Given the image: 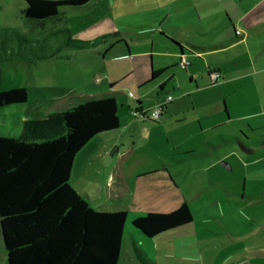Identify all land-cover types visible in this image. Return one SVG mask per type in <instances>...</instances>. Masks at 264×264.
<instances>
[{
    "label": "rangeland",
    "instance_id": "obj_1",
    "mask_svg": "<svg viewBox=\"0 0 264 264\" xmlns=\"http://www.w3.org/2000/svg\"><path fill=\"white\" fill-rule=\"evenodd\" d=\"M245 2L242 5L235 2L236 8L242 9ZM24 4L25 0H0V90L25 87L28 93L25 102L0 105V134L37 139L24 131L25 119H43L51 110L60 109L57 103L68 107L79 94L88 93V86L108 74L119 79L112 85V89L118 91L113 94L118 102V114L122 116L130 106L131 109L135 107L139 90L127 84L129 74L122 75L130 69L132 58L128 54L117 57V51L107 53L100 43L102 39L118 43L126 38L130 42L129 34L119 38L111 32L112 29L117 31L123 20L133 19L125 14L132 2L112 1L113 17L106 12L105 1L92 0L84 9L44 20L25 17L19 8ZM71 13L79 16L69 18ZM101 30L104 33L100 34ZM101 35L104 36L101 38ZM134 35L142 37V33ZM76 39L94 41V44L81 46L73 41ZM120 47L118 51L123 53ZM135 50L132 46L130 54ZM105 52L106 59L102 57ZM245 87L239 88L232 98L228 95L225 99L226 104L228 101L240 113L247 108L257 110L262 100L259 91ZM129 91L134 97L128 96ZM166 95L161 96V102ZM152 120L146 119L145 127L136 128L137 135H142L136 144L125 140L116 150L124 163V172L118 173L119 167L108 185L89 182L88 177L80 179L82 171L78 165L73 164L71 169L70 185L93 208L127 212L117 264H142L140 255L157 264H247L237 263V250L243 247L250 253L257 246L264 247V174H251L243 165L251 149L264 151L260 145L264 141V114L250 117L249 120L256 124L251 128L245 124L246 120L236 121L240 124L238 129L233 122L221 126L219 130L227 133L226 140L220 138L196 150V154L203 155L206 152L229 154L234 161V168L226 170L227 175L219 181L218 187L209 189L205 188V183H210L211 179L209 171H196L188 181L183 172L191 171L190 162L179 163L178 167L170 162L173 158L171 142ZM121 154L126 155L122 157ZM163 157L166 165L173 164L170 169L175 171L181 186L172 183L164 169L166 165L162 164ZM143 169H151V172L142 173ZM184 202L192 212L190 223L153 237L144 235L132 224L136 216L148 211L169 212ZM0 264H8L1 238Z\"/></svg>",
    "mask_w": 264,
    "mask_h": 264
},
{
    "label": "crops",
    "instance_id": "obj_2",
    "mask_svg": "<svg viewBox=\"0 0 264 264\" xmlns=\"http://www.w3.org/2000/svg\"><path fill=\"white\" fill-rule=\"evenodd\" d=\"M91 1L82 7L63 8L57 15L84 9ZM103 1L106 12L111 13L112 17V1L132 2L130 10L125 14L133 19L123 20L119 29H112L111 32L116 33L119 38H126L125 34H129L130 42L126 38L120 39L118 43H114L113 39H102L100 43L104 45L103 49L108 50L107 53L117 51V57L128 54L132 58L129 60L130 69L122 75L125 77L129 74L127 84L139 90L135 99L140 101V108L147 113L145 117L137 116L130 106V110L122 116L118 114L119 127L116 130L98 133L87 141L73 161L75 166L81 167L80 179L88 177L89 182H99L102 186L112 182L117 169L120 167L118 173H121L124 166L120 153H115L116 150L125 140H132V144H136V140L142 137L137 135L136 128L145 127L146 119L152 120L149 110L161 103L163 94L172 93V99L165 104L161 117L152 120L171 142L173 158L170 162H174L176 167L179 163L190 162L191 171L183 172L188 181V178L195 176L196 171H209L211 179L210 183H205V188L218 187L219 181L224 180L227 175L226 170L234 168V161L228 157L229 154L214 155L215 153L206 152L203 155L196 154V150L201 145L213 144L220 138L226 140L227 133L219 130L221 126L233 122L235 129H238L240 124L236 121L246 120L245 124L251 128L256 124L249 120L250 117L264 114V0H245L242 9L236 8L235 2L242 5L244 0ZM24 6L25 4L19 5V8L22 10ZM75 16L79 15L68 14L69 18ZM136 33H142V37H135ZM167 42H170V47L165 45ZM119 45L123 53L118 51ZM132 46L136 50L131 56ZM181 51L190 61L184 68L179 65ZM107 53H103L104 59ZM153 69L160 70L155 77L151 76ZM214 71L220 74L215 81L211 78ZM117 80V77L104 75L99 82L88 86L86 92L95 97L113 96L118 92L112 89ZM248 86L255 88L262 96L257 110L247 108L240 113L228 101L225 103L228 95L232 98L239 88H249ZM131 97H134V93ZM79 101L80 94L70 101L69 106ZM139 122L142 124L139 125ZM260 145L264 147V141ZM252 150L243 166L251 174L257 172L263 175L264 151ZM125 155L121 154L122 157ZM162 160V164L166 165V158L163 157ZM172 165H166L164 169L174 186H181L175 171L170 169ZM155 169L158 170L159 167L156 166ZM149 170L151 169H143L141 172H151ZM235 256L237 263L259 264L264 261L261 259L264 258V247L257 246L250 253L241 247Z\"/></svg>",
    "mask_w": 264,
    "mask_h": 264
},
{
    "label": "trees",
    "instance_id": "obj_3",
    "mask_svg": "<svg viewBox=\"0 0 264 264\" xmlns=\"http://www.w3.org/2000/svg\"><path fill=\"white\" fill-rule=\"evenodd\" d=\"M88 1L25 0L21 12L44 20ZM73 41L81 46L94 44ZM159 72L153 69L151 76ZM27 97L25 87L0 90V105L22 103ZM81 97L82 101L65 108L57 103L60 109L54 107L43 119H25L24 131L37 139L0 134V238L8 264H117L126 210L93 208L69 179L75 155L85 143L119 127L118 103L111 95ZM139 104L135 99L132 111L145 117L147 111ZM192 219L184 202L169 212L136 216L132 224L153 237ZM139 259L142 264H155L142 255Z\"/></svg>",
    "mask_w": 264,
    "mask_h": 264
},
{
    "label": "built area",
    "instance_id": "obj_4",
    "mask_svg": "<svg viewBox=\"0 0 264 264\" xmlns=\"http://www.w3.org/2000/svg\"><path fill=\"white\" fill-rule=\"evenodd\" d=\"M189 63H190V61L185 57L184 54H182V56L180 58V61H179V65L184 68ZM219 77H220L219 72L214 71L213 73H211V78H212L213 81L218 80ZM128 95L129 96H133V93L132 92H129ZM171 99H172V96L171 95H167L166 98H165V100L163 102L158 103L151 110H149V117L152 118V119H154V120H158L160 118V116L162 115V113H163L165 104L168 101H170ZM134 114L137 115V116H139V113L138 112H135Z\"/></svg>",
    "mask_w": 264,
    "mask_h": 264
},
{
    "label": "water",
    "instance_id": "obj_5",
    "mask_svg": "<svg viewBox=\"0 0 264 264\" xmlns=\"http://www.w3.org/2000/svg\"><path fill=\"white\" fill-rule=\"evenodd\" d=\"M183 53H182V51H181V55H182Z\"/></svg>",
    "mask_w": 264,
    "mask_h": 264
}]
</instances>
